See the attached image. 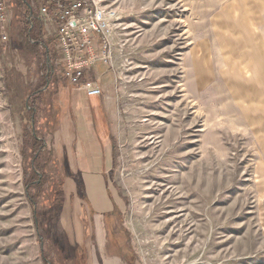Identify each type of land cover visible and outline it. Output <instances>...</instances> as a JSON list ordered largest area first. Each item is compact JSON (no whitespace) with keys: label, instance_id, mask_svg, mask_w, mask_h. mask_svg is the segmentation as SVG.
Instances as JSON below:
<instances>
[{"label":"rangeland","instance_id":"374dc122","mask_svg":"<svg viewBox=\"0 0 264 264\" xmlns=\"http://www.w3.org/2000/svg\"><path fill=\"white\" fill-rule=\"evenodd\" d=\"M23 1L6 0L0 29V264L57 261L51 241L72 225L86 231L87 243L79 238L66 250L70 264H83L94 226L83 202L75 206L79 216L71 215L68 157L63 165L54 161L76 148L74 139L50 136L67 123L70 88L54 62L56 39L41 18V0L27 2L49 43L46 65L56 68L32 99L34 123L24 97H11L4 85L5 67L34 88L40 84L39 65H25L23 47L6 30ZM98 1L116 14L107 66L118 104L109 181L122 202L119 221L131 251L114 235L120 224L110 215L103 219L111 237L102 255L116 250L129 264H264V0ZM17 27L25 36V22ZM41 154L45 166L37 164ZM33 164L44 176L38 187L25 183ZM51 203L62 209L48 219Z\"/></svg>","mask_w":264,"mask_h":264},{"label":"crops","instance_id":"0c3cea01","mask_svg":"<svg viewBox=\"0 0 264 264\" xmlns=\"http://www.w3.org/2000/svg\"><path fill=\"white\" fill-rule=\"evenodd\" d=\"M87 78L93 80L94 85L101 89V95L86 97L77 89L68 86L70 90L67 100L69 109L67 123L58 131L51 132L50 136H62L65 141L71 139L75 141L74 153L69 154L67 151V154L62 152V155L66 159L68 157L67 167L72 177L68 180L74 194L71 215L79 216L80 208L75 206H81L83 202L87 206L84 210L85 215L89 213L90 221L94 226L91 233L94 245L85 244L87 259L83 264H129L127 258L114 254V251L111 252L114 255H102L107 245L104 216L115 214L119 216L122 213L121 199L114 193L109 181L115 149L113 141L114 136H117L118 121L115 77L106 65L98 62L89 70ZM44 122L40 124H45ZM85 234V230L74 229L72 225L66 237L69 243L74 244L79 238L87 243ZM118 245L115 242V246ZM125 252L130 254L129 250Z\"/></svg>","mask_w":264,"mask_h":264},{"label":"built area","instance_id":"2783aa9c","mask_svg":"<svg viewBox=\"0 0 264 264\" xmlns=\"http://www.w3.org/2000/svg\"><path fill=\"white\" fill-rule=\"evenodd\" d=\"M6 0H0V29L8 20ZM40 15L56 39L55 65L62 67V79L86 97L101 95V89L87 78L98 62L111 67L109 34L115 11L106 12L98 0H41ZM47 29V30H48ZM6 35L1 37L6 41ZM55 66H53L54 72Z\"/></svg>","mask_w":264,"mask_h":264},{"label":"trees","instance_id":"16d2710c","mask_svg":"<svg viewBox=\"0 0 264 264\" xmlns=\"http://www.w3.org/2000/svg\"><path fill=\"white\" fill-rule=\"evenodd\" d=\"M23 2H24L23 4L18 3L15 5V8H16L15 22L10 21L6 27V30L10 36L11 42L15 44V46L17 47L18 46L23 47V51L21 52V55L23 56V59L26 61L25 65L28 66L27 62H30V60H35L36 64L39 65L37 74L39 75L40 84H38L34 88L31 82L29 81L28 77L27 76L23 77V75L17 72L13 67H10V68L5 67V72H4L3 77H4L5 88L11 97L12 96L13 97L14 96L24 97V100H25L24 110L28 112L30 122L32 120V116H34L33 117V123H34L36 109L33 108L32 99L36 98L39 94H41L48 87L49 82H50L49 78L54 73L51 72L53 70V67L49 66L48 68V66L46 65V61H51V57H50L49 43L44 38L43 24L41 23V20H39L34 15V11L32 10V8H30L29 2H27V0H24ZM30 14H32L31 17H30ZM20 22H25L26 24L25 36H23V32L20 31L17 27L18 23ZM20 39L23 40L22 43L20 42ZM10 58L11 57L8 56V54L6 53L2 55L3 60L6 59V61L11 62ZM43 72H46V74ZM31 131H32V134H30L31 140H33L34 147L38 150L39 148H42L41 143L39 145V142L41 141L37 140L36 137L38 135L34 127H31ZM24 136H26V131H25ZM42 151L43 149L40 152L42 153ZM60 156H61L60 154L57 157L55 156L54 161L56 164L63 165V161L65 160V158L62 155L63 157L61 156L62 157L61 159ZM47 158L49 159V155ZM41 162L42 164H40ZM46 162H47V159H44L41 154V158H39V160L37 161V164H39V166H42V165L45 166ZM38 175H40L42 179L39 180L40 182L36 183V181L38 180ZM43 177H44L43 173L39 172V169L36 168V164H33L32 174L29 178H26V181H25L26 186L38 187L40 184H43ZM59 197L61 198L62 196H59ZM57 200L58 199L56 198L55 201ZM60 201H62V199ZM31 203L32 205H35L34 200ZM60 207L61 206H59V204L57 203H51L50 206H48L46 210V213H45L46 217L48 218V215H51V214L55 215V213L59 212V210L62 209V207L61 208ZM108 216L110 215H105L104 217H108ZM115 217L117 218L115 219ZM113 218L114 219H111V220L113 221L114 224L115 223L120 224L119 230H113L114 235L118 234V236L116 237L123 236L124 238L123 240L126 244L125 246L127 247L128 245L127 248L125 247L124 248L125 250L128 249L129 252H131L130 251V233L122 227L119 221L120 220L119 216L115 214ZM109 237H111V230L107 231V241ZM109 242L111 243V240H109ZM68 246H69L68 238H66L63 235H61L58 238V236L55 235V238L51 241V247H52L51 249L57 261L49 260L48 257H43V263L44 264H70V256H69L70 252L66 250ZM114 246H115V241H114ZM118 247L120 248V246ZM114 252L115 254H118L116 250H114ZM118 255L123 257L121 253ZM127 259L129 261V258ZM131 259L136 260V256L134 254L133 255L131 254L130 260Z\"/></svg>","mask_w":264,"mask_h":264},{"label":"water","instance_id":"95a60500","mask_svg":"<svg viewBox=\"0 0 264 264\" xmlns=\"http://www.w3.org/2000/svg\"><path fill=\"white\" fill-rule=\"evenodd\" d=\"M30 17H31V14H30ZM30 17H29V19H30ZM32 120H33V116H32ZM33 122V121H32Z\"/></svg>","mask_w":264,"mask_h":264}]
</instances>
